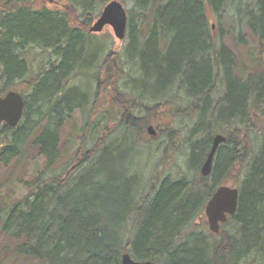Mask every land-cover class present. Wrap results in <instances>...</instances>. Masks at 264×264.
<instances>
[{"label":"trees","instance_id":"1","mask_svg":"<svg viewBox=\"0 0 264 264\" xmlns=\"http://www.w3.org/2000/svg\"><path fill=\"white\" fill-rule=\"evenodd\" d=\"M68 1V11H61L33 8L32 0H0V98L15 91L24 101L17 127L0 123V165L21 160L34 131L31 145L44 159L26 195L0 209L10 250L42 264H121L124 253L152 264H264V132L254 151L250 131L255 118L264 122L258 71L264 68V0H116L130 5L124 63L111 51L101 60L104 44L89 39L97 10L111 0ZM29 47L50 59L32 76ZM124 65L145 74L152 105L121 89ZM75 76L109 90L118 128L140 135L146 118H156L157 132L171 148L164 149V159L183 149L188 174L157 179L153 169L148 181L129 187L95 169V151L81 153L84 148L81 158L55 172L60 130L79 105L81 92L69 85ZM166 110L169 123L162 124ZM176 120L184 121L179 128ZM216 135L225 142L210 175L202 177ZM230 181L239 190L236 213L209 236L196 222L215 190Z\"/></svg>","mask_w":264,"mask_h":264},{"label":"rangeland","instance_id":"2","mask_svg":"<svg viewBox=\"0 0 264 264\" xmlns=\"http://www.w3.org/2000/svg\"><path fill=\"white\" fill-rule=\"evenodd\" d=\"M108 3L102 4L97 12L100 14ZM70 4L72 3L68 0H32V6L36 9L46 7L49 9L68 11ZM122 6L126 12L130 8V5L127 6V4ZM79 13H81L80 8H78ZM97 19L98 17L92 21V24ZM128 31L129 29L126 28L124 40L118 41L114 37L112 29L106 26L102 32L91 34L89 39L93 38L94 46L95 44L98 46H103L104 44V49L101 52V60L103 54L105 55L107 51H111L120 54L122 63H124L126 61L125 49L128 43ZM246 39L247 43L251 42L248 38ZM224 43H227L226 39ZM94 46L92 47L93 52L95 50ZM240 52L241 50L238 49V53ZM130 53L136 54L137 50H132ZM25 54L30 66V76L37 75L42 68L47 67L48 61L50 60L48 54L41 52L35 47L27 48ZM51 60L53 59L51 58ZM94 60L92 64L96 66L98 64L96 61L100 60V56L98 60V55L96 54ZM131 67V65H124L123 67L125 75L120 82L121 89L129 93L128 98L146 105H152L155 100L149 95V82L145 79V74L139 71L136 73L134 71L136 67ZM258 71L264 79V68L262 67ZM93 73H95V69L90 74L92 75ZM126 75L130 76L129 79L125 77ZM17 84L18 91L22 92L25 96L28 95L25 87L20 83ZM69 85L70 87H75L81 94L78 96L79 101L77 103L79 105L75 106L71 115L65 119L64 125L60 130L59 160L55 164V172H60V170L67 166L68 162L73 160V157L81 158L83 151L93 149L95 151L94 159L98 157L95 169L100 172H107L111 179L117 178L118 180H122V182L127 181L126 183L129 187L134 186L137 182L143 183L144 178L148 181V175L150 172L152 173L153 169L158 173L155 175L156 178L165 177L166 175L175 178L183 173L188 174L186 169V156L183 149L181 152L173 155L171 161L167 162L164 159V149L167 147L170 148V143L166 142V139L158 134V128L155 123L156 118H146V127L140 132V135L135 131L118 128L119 111L110 102L109 90L103 86L97 88L93 80L90 81L81 76L71 78ZM134 89L143 91V93L134 91ZM83 95H85V101H81ZM168 95L169 93L166 94V97ZM41 111L44 112L43 110ZM134 114L135 116L141 115L139 111H136ZM165 114L169 116V111L166 110L164 115L160 117L162 124L169 123V118ZM148 122L153 127L155 132L154 136H150L146 132ZM150 122L153 124H150ZM182 122L184 121L176 120L175 127L179 128ZM45 123L46 120L44 119L38 122L40 126H43ZM250 131L254 151H256L264 132L262 118H255L253 120ZM36 134L37 132L34 131L29 136L28 141L24 145V156L21 160L13 161L8 166L0 165V209H6L24 197L28 191L26 184L35 178L44 166L43 157L38 155L37 149L31 145V141L35 138ZM136 141L141 144L132 145L131 142L135 143ZM105 145L109 147L104 152H101ZM175 145L177 146V144ZM83 148L84 150L81 152L80 149ZM225 185L238 189L237 181H230ZM196 224L199 225L200 230L202 226L203 229H206L205 231L209 236L212 235L208 230L204 209L201 219L197 220ZM10 246V240L0 231V264H42L33 260L24 259L23 257H16L10 250Z\"/></svg>","mask_w":264,"mask_h":264},{"label":"water","instance_id":"3","mask_svg":"<svg viewBox=\"0 0 264 264\" xmlns=\"http://www.w3.org/2000/svg\"><path fill=\"white\" fill-rule=\"evenodd\" d=\"M106 26L112 29L113 35L118 41L124 40L127 27V15L122 4L116 0L110 1L102 9L98 19L89 28V33L98 34L102 32ZM23 110L24 102L22 96L15 91H9L5 96L0 98V123H4L9 128L17 127L22 118ZM146 131L150 136L155 135L152 126H149ZM224 142L225 138L222 135H216L212 139L209 154L200 168L202 177L210 175L215 152L219 145ZM238 198L239 190L237 188L223 185L215 190L204 208V214L210 233L214 235L218 234L220 225L226 223L228 217L236 213ZM121 264L152 263L149 261H135L131 259L128 253H124L121 256Z\"/></svg>","mask_w":264,"mask_h":264},{"label":"flooded vegetation","instance_id":"4","mask_svg":"<svg viewBox=\"0 0 264 264\" xmlns=\"http://www.w3.org/2000/svg\"><path fill=\"white\" fill-rule=\"evenodd\" d=\"M51 2V1H50Z\"/></svg>","mask_w":264,"mask_h":264}]
</instances>
